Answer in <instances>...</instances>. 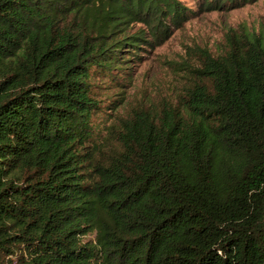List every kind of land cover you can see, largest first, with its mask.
Instances as JSON below:
<instances>
[{
	"label": "trees",
	"instance_id": "obj_1",
	"mask_svg": "<svg viewBox=\"0 0 264 264\" xmlns=\"http://www.w3.org/2000/svg\"><path fill=\"white\" fill-rule=\"evenodd\" d=\"M227 1L249 0H199ZM190 15L0 0V264H264V23L202 52L177 98L97 120L118 71Z\"/></svg>",
	"mask_w": 264,
	"mask_h": 264
},
{
	"label": "rangeland",
	"instance_id": "obj_2",
	"mask_svg": "<svg viewBox=\"0 0 264 264\" xmlns=\"http://www.w3.org/2000/svg\"><path fill=\"white\" fill-rule=\"evenodd\" d=\"M178 1L190 8L192 15L179 27L172 24L169 37L161 44L138 51L141 55L130 61V69L118 71L125 96L115 87L102 91V99L110 97L105 102L107 112L101 111L97 117L102 131L111 121L127 115L139 101H156L161 105L177 98L192 81V69L200 54L205 50L218 54L230 28L244 24L256 29L264 23V0H249L235 6L227 1L223 8L213 10L201 8L199 0ZM98 82L102 86L103 81ZM104 120L107 122L103 123Z\"/></svg>",
	"mask_w": 264,
	"mask_h": 264
}]
</instances>
